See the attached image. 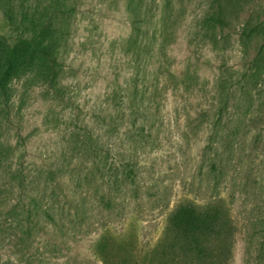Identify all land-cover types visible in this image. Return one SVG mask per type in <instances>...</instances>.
<instances>
[{
    "label": "rangeland",
    "instance_id": "rangeland-1",
    "mask_svg": "<svg viewBox=\"0 0 264 264\" xmlns=\"http://www.w3.org/2000/svg\"><path fill=\"white\" fill-rule=\"evenodd\" d=\"M62 2L74 13L45 64L53 79L11 82V133L54 159L74 126L93 132L109 161L126 160L133 174L111 212L94 206L82 230L43 234L49 259L40 264H104L93 248L104 230L122 234L120 251L133 246L146 264L180 202L216 199L234 225L230 264H264V0H222L227 28L214 19L212 0L136 1L171 7L162 36L150 21L133 30L127 0L0 5ZM52 235L62 241L56 253L46 242Z\"/></svg>",
    "mask_w": 264,
    "mask_h": 264
},
{
    "label": "trees",
    "instance_id": "trees-1",
    "mask_svg": "<svg viewBox=\"0 0 264 264\" xmlns=\"http://www.w3.org/2000/svg\"><path fill=\"white\" fill-rule=\"evenodd\" d=\"M127 1L134 31L147 21L156 25L161 36L171 28L169 5L159 7L156 2L141 7L135 4L140 0ZM249 2L244 0V5ZM212 4L217 24L229 27L225 21L231 15L229 5L223 9L222 0ZM0 13V264H40L49 259L42 235L52 231L65 237L84 223L89 225L94 206L111 212L117 195L132 181L133 171L126 160L109 161L98 135L79 134L75 126L66 150L54 159L28 150L20 142L21 135H12L11 82L29 78L45 86L53 79L45 64L60 52L74 8L63 2L47 7L5 3ZM254 29H244L243 34ZM121 236L104 230L95 240L93 248L104 264H138L133 246L120 251L125 244ZM233 239L234 225L221 199L203 204L184 200L167 216L146 264H230ZM47 240L54 253L63 248L56 236Z\"/></svg>",
    "mask_w": 264,
    "mask_h": 264
}]
</instances>
